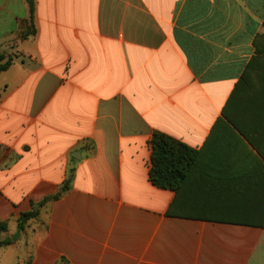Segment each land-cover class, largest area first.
Wrapping results in <instances>:
<instances>
[{
	"label": "crops",
	"instance_id": "obj_1",
	"mask_svg": "<svg viewBox=\"0 0 264 264\" xmlns=\"http://www.w3.org/2000/svg\"><path fill=\"white\" fill-rule=\"evenodd\" d=\"M33 5L0 0V241L61 195L0 250L21 245L19 264H264V162L216 126L264 149V0ZM155 132L206 148L178 199L214 217L167 215Z\"/></svg>",
	"mask_w": 264,
	"mask_h": 264
},
{
	"label": "trees",
	"instance_id": "obj_2",
	"mask_svg": "<svg viewBox=\"0 0 264 264\" xmlns=\"http://www.w3.org/2000/svg\"><path fill=\"white\" fill-rule=\"evenodd\" d=\"M28 1L31 14H33V0ZM2 60L3 57L0 56V73L7 70L12 64V59L10 58L5 63H1ZM216 126L230 128L231 126L236 127L241 131L244 139H246L252 145V147L257 151L258 155L262 158V161H260V159L253 152H249L247 144L244 143L243 145V140L239 136H236L238 138L237 144L239 145L242 143L241 146L243 147V151L241 153V156L245 159V161L264 162V149H259L253 140V138L257 136H250L246 133L244 134V130L241 129L242 127L236 125L232 121L227 122L221 119L218 124H216ZM242 126L245 128L254 125ZM151 150V163L149 169L150 182L158 189L170 190L176 194L175 200L170 205L167 215L170 217L188 219H206L214 217L207 214L196 213L195 209L192 208L195 207L194 201H188L185 204H180L178 199V196L181 194V192H184V190H186L190 182V178H192V175L196 168V164L198 162L204 161V157L206 156V148L197 151L172 137L159 132H155L151 140ZM71 181L72 175H70L63 184V187L61 189L62 192L68 191L70 189ZM60 195L61 194H58L52 198L45 199L37 206L33 205V209L30 212L22 214L18 220L17 233L11 238L0 241V248L13 244L19 238L21 231L24 230L27 221L35 218L38 215V207L42 206L48 200L57 199L58 197H60ZM6 230L7 225L3 222H0V233L5 232ZM60 264H66L65 260H61Z\"/></svg>",
	"mask_w": 264,
	"mask_h": 264
},
{
	"label": "rangeland",
	"instance_id": "obj_3",
	"mask_svg": "<svg viewBox=\"0 0 264 264\" xmlns=\"http://www.w3.org/2000/svg\"><path fill=\"white\" fill-rule=\"evenodd\" d=\"M18 246L20 247H17V249L8 247L0 250V264H19V261L22 258V254L20 252H17V250L22 251V247L21 245ZM3 252L8 253L4 254Z\"/></svg>",
	"mask_w": 264,
	"mask_h": 264
}]
</instances>
